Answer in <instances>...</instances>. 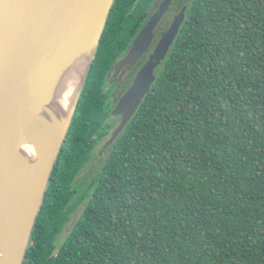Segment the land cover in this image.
<instances>
[{
    "label": "trees",
    "instance_id": "obj_1",
    "mask_svg": "<svg viewBox=\"0 0 264 264\" xmlns=\"http://www.w3.org/2000/svg\"><path fill=\"white\" fill-rule=\"evenodd\" d=\"M141 6L116 1L24 264H264V0H193L135 116L77 182L116 128L104 79Z\"/></svg>",
    "mask_w": 264,
    "mask_h": 264
},
{
    "label": "water",
    "instance_id": "obj_2",
    "mask_svg": "<svg viewBox=\"0 0 264 264\" xmlns=\"http://www.w3.org/2000/svg\"><path fill=\"white\" fill-rule=\"evenodd\" d=\"M117 0H0V264H24L51 179L74 122ZM169 0L150 19L119 72L135 65L153 40ZM185 20L176 17L133 85L113 110L122 121L102 155L135 116ZM82 75L67 112L53 128L40 116L70 72ZM30 146L35 161L20 156Z\"/></svg>",
    "mask_w": 264,
    "mask_h": 264
},
{
    "label": "flooded vegetation",
    "instance_id": "obj_3",
    "mask_svg": "<svg viewBox=\"0 0 264 264\" xmlns=\"http://www.w3.org/2000/svg\"><path fill=\"white\" fill-rule=\"evenodd\" d=\"M134 1H135V4L136 3L142 4L140 12L137 15V18L135 16V14H133L134 12H132V11H128L126 13V16L132 17V20L134 22H136L135 28H137V30H135L133 36H131L132 33L129 32L128 38L125 40V42H123L119 46V47H122V52H121L120 56L115 59L111 68L107 72L106 78L104 79V83L106 84V92H107V94H109V100L108 101H109V103L114 105V107L112 109V113H111L112 117H113L112 119L117 121V123H119V124L122 121V117L121 116H115L113 114V110L116 108V106L118 105L121 98L131 88L135 78L137 77V75L139 74L141 69L144 67V65L149 61L151 55L155 52L156 47L162 38V34L167 32L171 28L176 17H178L183 11H185V20H186L187 13L189 10V5H190V3L193 2V0H169L168 11L164 14L161 21L159 22L157 27L154 29V31H153L154 37H153V40H152V42L148 48V51L143 54V56L139 59V61L135 65H127L122 70L117 72V70H116L117 64L120 63L122 60H124L125 57L129 54V52L131 51V49L134 45L136 38L139 36V34L142 32V30L147 26L150 19L159 11L161 5L168 0H134ZM135 7H136V5H135ZM133 18L134 19L136 18V19L134 20ZM137 21H139V22H137ZM181 28H182V26H181ZM181 28H180V31H181ZM180 31H179V33H180ZM163 62H162V64H163ZM160 66L157 67V69L155 70V75L157 74ZM118 125H116V127ZM111 136H112V134H111ZM110 137L105 141V143L103 144V147L106 144V142L110 139Z\"/></svg>",
    "mask_w": 264,
    "mask_h": 264
},
{
    "label": "bare ground",
    "instance_id": "obj_4",
    "mask_svg": "<svg viewBox=\"0 0 264 264\" xmlns=\"http://www.w3.org/2000/svg\"><path fill=\"white\" fill-rule=\"evenodd\" d=\"M82 75V69H77L75 71H70L66 77H64L63 82L60 81L55 87L50 103L44 108L43 114L40 116L45 123H50L53 126L61 121L64 114L67 112L71 98L75 93V89L78 86ZM20 156L24 159L33 163L34 150L30 146L24 147Z\"/></svg>",
    "mask_w": 264,
    "mask_h": 264
},
{
    "label": "rangeland",
    "instance_id": "obj_5",
    "mask_svg": "<svg viewBox=\"0 0 264 264\" xmlns=\"http://www.w3.org/2000/svg\"><path fill=\"white\" fill-rule=\"evenodd\" d=\"M119 123H117L118 125ZM103 149V144L100 145L97 149H96V154L94 157V159L81 171L77 182L78 183H86L87 185L91 182L92 178L97 174V172L99 171V169L102 166L103 161L106 158V152H103L102 155L97 158V155L101 152V150ZM83 209H81L78 214L75 216L76 220L79 218V216L81 215ZM72 228V223H70L64 230V232L61 235V241L64 240V238L67 237V235L70 233Z\"/></svg>",
    "mask_w": 264,
    "mask_h": 264
}]
</instances>
